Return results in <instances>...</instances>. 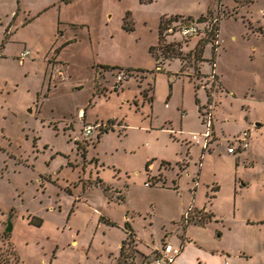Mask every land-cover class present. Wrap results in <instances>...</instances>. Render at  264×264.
Wrapping results in <instances>:
<instances>
[{
    "label": "rangeland",
    "instance_id": "obj_1",
    "mask_svg": "<svg viewBox=\"0 0 264 264\" xmlns=\"http://www.w3.org/2000/svg\"><path fill=\"white\" fill-rule=\"evenodd\" d=\"M164 242L264 264V0H0V264H152Z\"/></svg>",
    "mask_w": 264,
    "mask_h": 264
},
{
    "label": "built area",
    "instance_id": "obj_2",
    "mask_svg": "<svg viewBox=\"0 0 264 264\" xmlns=\"http://www.w3.org/2000/svg\"><path fill=\"white\" fill-rule=\"evenodd\" d=\"M197 31V27L193 24H189L186 25V23L184 25H182L179 28V33L181 36L183 37H189L191 35H193L195 32ZM30 51L28 49H24L20 52L19 56H18V61L20 64L23 63L24 59L29 55ZM125 77L124 73H120L117 77L118 80H121L122 77ZM80 114L83 116V112L82 110L80 111ZM204 113L201 114L202 117H204ZM81 116V117H82ZM202 122L205 124L206 129L205 131L201 134L202 136V140L197 139L196 142L200 143L202 142V152H204L205 150L209 149L210 143L212 141V128H213V122H212V117L210 112L207 113V116H205L202 119ZM96 126L92 125V124H87L84 125L82 128V134L84 137H88L92 134L94 128ZM106 127V126H104ZM248 133L244 132L243 134H241L238 137L234 138V141L231 142L228 147H227V151L229 153H234L237 147L241 148V149H245L248 146V141L246 140ZM214 138V135H213ZM192 208H190L187 213L185 214L186 218L189 217V214L191 212ZM158 253L153 257L152 260V264H172L174 262V260L176 259V257L178 256L179 252H180V248L179 247H173L170 244H165L163 245L160 249H158L157 251ZM223 264H228L227 261H225Z\"/></svg>",
    "mask_w": 264,
    "mask_h": 264
},
{
    "label": "trees",
    "instance_id": "obj_3",
    "mask_svg": "<svg viewBox=\"0 0 264 264\" xmlns=\"http://www.w3.org/2000/svg\"><path fill=\"white\" fill-rule=\"evenodd\" d=\"M181 16L180 15H174V16H172L171 17V21H174V20H177V19H179ZM189 18V17H188ZM170 20L169 19H167V20H165V18H162L161 20H160V24H159V43H160V41H161V30L163 31V30H165L166 28H168L169 26V24H170ZM198 21H203V19H202V16H200L199 18H198ZM212 26V25H211ZM218 31V28H217V26L214 28V30H209L208 32H209V35L210 34H212V37L213 36H215V35H217V32ZM66 44H68V43H64V44H62V46H65ZM61 46V47H62ZM172 46V47H171ZM61 47H59V49L57 50V51H59L60 50V48ZM153 49H154V47H151V51H153ZM162 52L164 53L163 54V56H162V59H161V61H163L166 57L165 56H180V52H178L177 50H175L174 49V47H173V44L172 43H168L167 45H165V48H163L162 49ZM167 52H173L172 53V55H170V54H167ZM167 56V57H168ZM201 50L199 51V55H198V59L199 60H202L201 58ZM181 58V57H180ZM214 63V62H213ZM103 68L104 69H113V67H111V66H108V65H105V66H103ZM136 71H143V70H140V69H137ZM150 73H153V71H150ZM197 73L198 74H200V72H199V70H197ZM113 87H116V88H113L114 90H119L120 89V87H121V83H118V84H116V85H114ZM142 95L144 96V98L145 99H148V101H151L152 100V96L150 95V96H148L147 95V90L146 89H144V90H142ZM202 114V113H201ZM105 129L107 128V126L106 127H104ZM104 131H107V130H104ZM193 209V208H192ZM192 211V210H191ZM195 212V211H194ZM205 215L204 216H200V215H198V216H196L195 215V213H190L189 214V217L188 218H185V220L186 221H189V222H193V223H195L194 222V220L195 221H197V223H200L201 221H202V223H205L206 222V220H205ZM207 219V218H206ZM104 222H107V223H112V221L111 220H108L107 219V221H104ZM35 225H37V226H39L41 223L40 222H33ZM127 225L126 226H130L129 225V223L127 222L126 223ZM127 228V227H126ZM130 233L128 234L129 236H128V238L127 239H125V240H123L122 241V246L125 244V242L127 241V240H132V238H133V235H134V233L130 230L129 231ZM165 244H169V243H167V242H164L163 244H162V246L163 245H165ZM182 245V244H181ZM181 245H180V247L179 248H181ZM122 246H121V248H120V251H121V249H122ZM161 246V247H162ZM158 250H156V251H154L155 253H154V256L158 253L157 252Z\"/></svg>",
    "mask_w": 264,
    "mask_h": 264
},
{
    "label": "crops",
    "instance_id": "obj_4",
    "mask_svg": "<svg viewBox=\"0 0 264 264\" xmlns=\"http://www.w3.org/2000/svg\"><path fill=\"white\" fill-rule=\"evenodd\" d=\"M62 1V0H61ZM31 20V19H30ZM29 20V21H30ZM24 62V61H23ZM187 167L188 166H186V169H187ZM185 169V170H186ZM184 170V171H185ZM183 171V172H184ZM200 171H201V168L197 171V173H196V177H194L193 178V181H194V183H196V181H197V176L199 177V175H200ZM182 172V173H183ZM199 179V178H198ZM194 191H196V187H195V184H194ZM210 191H211V194L210 195H213V196H211V197H215L216 196V194H214V193H216L217 191H219V186L216 184V183H213V185H212V187L209 189ZM206 194H208V192L206 193ZM209 195V194H208ZM209 195V196H210ZM197 208H206V205H204V207H197ZM170 233H171V231H170ZM168 235L166 234V236H165V238H168L167 237ZM73 242H76V240H73ZM193 241H191V243H192ZM181 244V243H180ZM121 245H122V242H121ZM176 247V246H175ZM120 248H121V246H120ZM154 250L156 251V250H158L157 248H154ZM183 254V252L181 253V254H178V256L176 257V259L174 260V262H173V264H181V263H183V258L181 259V255ZM180 261H182V262H180Z\"/></svg>",
    "mask_w": 264,
    "mask_h": 264
},
{
    "label": "water",
    "instance_id": "obj_5",
    "mask_svg": "<svg viewBox=\"0 0 264 264\" xmlns=\"http://www.w3.org/2000/svg\"><path fill=\"white\" fill-rule=\"evenodd\" d=\"M189 24H190V22L186 23V25H189ZM10 229H11V227H10V225H8L7 230L10 231Z\"/></svg>",
    "mask_w": 264,
    "mask_h": 264
}]
</instances>
